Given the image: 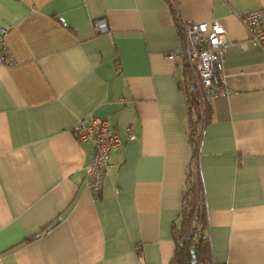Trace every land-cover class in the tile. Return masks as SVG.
Listing matches in <instances>:
<instances>
[{"label": "crops", "instance_id": "crops-1", "mask_svg": "<svg viewBox=\"0 0 264 264\" xmlns=\"http://www.w3.org/2000/svg\"><path fill=\"white\" fill-rule=\"evenodd\" d=\"M260 6L0 0L14 59L0 63V264H172L194 115L170 54L185 23L215 19L228 43L200 127L204 232L211 264H264V46L238 16ZM93 115L135 134L110 151L97 194L93 143L72 130Z\"/></svg>", "mask_w": 264, "mask_h": 264}, {"label": "built area", "instance_id": "built-area-1", "mask_svg": "<svg viewBox=\"0 0 264 264\" xmlns=\"http://www.w3.org/2000/svg\"><path fill=\"white\" fill-rule=\"evenodd\" d=\"M238 16L247 30L249 40L264 46V6L243 11ZM94 28L99 32L106 31V20L96 19ZM183 32L180 43L170 56L194 75L196 87L209 99L222 91L215 84L214 76L217 66L224 60L228 43L226 30L215 19L187 22ZM6 34L7 29L0 27V63H12L14 60L7 46ZM72 130L77 139L90 140L93 143V152L86 167V185L97 194L102 187L103 174L110 166V151L119 147L124 140L134 139L135 134L127 127L123 136L110 126L106 118L94 115L88 122L84 119L77 121Z\"/></svg>", "mask_w": 264, "mask_h": 264}, {"label": "trees", "instance_id": "trees-1", "mask_svg": "<svg viewBox=\"0 0 264 264\" xmlns=\"http://www.w3.org/2000/svg\"><path fill=\"white\" fill-rule=\"evenodd\" d=\"M175 21L180 27V18L175 14ZM183 27L180 28V38L183 37ZM186 90L189 94V111L194 117L190 119L189 143L191 148L190 159L187 164L182 204L177 220L173 222L172 233L175 241L172 264H211L210 241L204 232L206 214L204 204V188L199 167L200 127L210 116L208 98L204 97L198 87H192L196 79L184 68ZM197 216V217H196Z\"/></svg>", "mask_w": 264, "mask_h": 264}, {"label": "water", "instance_id": "water-1", "mask_svg": "<svg viewBox=\"0 0 264 264\" xmlns=\"http://www.w3.org/2000/svg\"><path fill=\"white\" fill-rule=\"evenodd\" d=\"M196 85L195 84H192V87H195ZM197 217V216H196Z\"/></svg>", "mask_w": 264, "mask_h": 264}]
</instances>
